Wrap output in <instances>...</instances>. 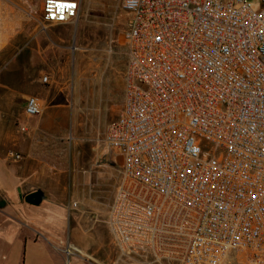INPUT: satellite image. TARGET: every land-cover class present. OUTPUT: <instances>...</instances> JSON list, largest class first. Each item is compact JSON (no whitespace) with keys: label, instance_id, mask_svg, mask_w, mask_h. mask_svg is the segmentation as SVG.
Returning a JSON list of instances; mask_svg holds the SVG:
<instances>
[{"label":"built area","instance_id":"1","mask_svg":"<svg viewBox=\"0 0 264 264\" xmlns=\"http://www.w3.org/2000/svg\"><path fill=\"white\" fill-rule=\"evenodd\" d=\"M81 6L45 0L43 21L74 22ZM122 8L124 102L105 136L122 161L114 246L129 264H264V0ZM43 111L28 97V118Z\"/></svg>","mask_w":264,"mask_h":264},{"label":"crops","instance_id":"2","mask_svg":"<svg viewBox=\"0 0 264 264\" xmlns=\"http://www.w3.org/2000/svg\"><path fill=\"white\" fill-rule=\"evenodd\" d=\"M49 48L17 52L13 56L18 64L16 80L0 82V88L12 90L24 102L23 115L11 120L8 141L3 134L8 117L0 113V150L11 146L22 155L11 166L0 158V264H116L102 242V219L85 207L98 202L104 187L116 178L117 160L105 136L122 110L126 67L121 76L98 79V85L116 93L97 105L93 102L88 111L80 113L81 108L57 94L43 114L28 118L27 99L35 94L20 89L24 81L43 84V78L51 76L49 88L66 83L51 72L40 78L27 76L28 68L20 58L47 55ZM39 98L43 103L48 100ZM36 191L42 192V200L27 202Z\"/></svg>","mask_w":264,"mask_h":264},{"label":"rangeland","instance_id":"3","mask_svg":"<svg viewBox=\"0 0 264 264\" xmlns=\"http://www.w3.org/2000/svg\"><path fill=\"white\" fill-rule=\"evenodd\" d=\"M45 0H0V82H13L17 77L18 64L13 63L14 55L21 51L44 50L51 45L49 54L20 58L26 64L27 76L30 79L51 72L55 78L62 77L65 86L48 87L47 83L34 84L24 81L20 89L46 97L44 109L54 96L59 94L65 102L73 103L80 113L88 111L87 106L106 100L116 91L107 90L97 84L99 78L119 74L125 70L127 50L123 40V32L128 21V14L122 8V0H81L82 6L76 21L68 24H47L43 21V3ZM256 8L261 0H249ZM49 37V38H47ZM52 40V42H51ZM19 60V59H18ZM31 61V63H29ZM51 78V76H49ZM30 88V89H29ZM119 97V96H118ZM94 102V103H93ZM120 102V100H119ZM23 99L12 90L0 88V113L8 117L3 132L6 141L11 134L13 118L15 121L23 115ZM45 111V110H44ZM43 111V113H44ZM42 113V114H43ZM71 138L68 137V143ZM10 147L0 150V158L11 166L14 161L7 157ZM111 154L117 160L116 178L106 185L98 202L85 207L86 211L95 213L102 219L104 229L102 242L106 244L107 253L115 258L116 264H129L128 254L114 246L113 238L108 230L109 210L117 186L121 180V158ZM6 158V160H4ZM79 209L80 204L78 205ZM65 234L68 235V226ZM104 252H102L103 256ZM135 259H139L132 254Z\"/></svg>","mask_w":264,"mask_h":264},{"label":"water","instance_id":"4","mask_svg":"<svg viewBox=\"0 0 264 264\" xmlns=\"http://www.w3.org/2000/svg\"><path fill=\"white\" fill-rule=\"evenodd\" d=\"M43 194L41 191H36L31 193L27 198L26 201L31 204H37L42 200Z\"/></svg>","mask_w":264,"mask_h":264},{"label":"bare ground","instance_id":"5","mask_svg":"<svg viewBox=\"0 0 264 264\" xmlns=\"http://www.w3.org/2000/svg\"><path fill=\"white\" fill-rule=\"evenodd\" d=\"M68 252H71L70 250H68Z\"/></svg>","mask_w":264,"mask_h":264},{"label":"trees","instance_id":"6","mask_svg":"<svg viewBox=\"0 0 264 264\" xmlns=\"http://www.w3.org/2000/svg\"><path fill=\"white\" fill-rule=\"evenodd\" d=\"M1 206V205H0Z\"/></svg>","mask_w":264,"mask_h":264}]
</instances>
